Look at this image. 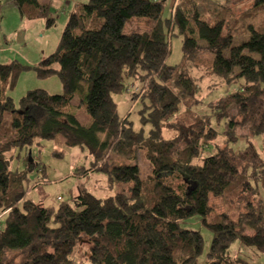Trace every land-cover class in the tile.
Segmentation results:
<instances>
[{"label": "trees", "instance_id": "16d2710c", "mask_svg": "<svg viewBox=\"0 0 264 264\" xmlns=\"http://www.w3.org/2000/svg\"><path fill=\"white\" fill-rule=\"evenodd\" d=\"M12 1L22 18L54 23L49 0ZM175 1L164 20L168 31L162 18L166 0L77 5L55 52L34 67L39 77L57 75L61 94L28 90L16 107L8 93L20 67L0 63V264H202L204 238L199 229L184 226L190 218L215 237L233 236L264 255V161L253 144L264 133V30L249 24V39L234 45L229 24L215 19L231 0ZM251 2V10L264 9V0ZM134 7L153 20L149 30H126ZM173 23L188 30L186 58H195L198 34L213 55L211 72L226 76L238 68L255 81L202 105L186 69L167 62ZM131 82L139 85L132 95L141 104L138 130L128 117H119L112 96ZM81 107L88 120L78 118ZM57 133L67 146L86 145L94 154L93 167L79 174L105 171L109 187L118 191L96 198L79 189L57 205L47 204L44 192V200L26 198L27 174L38 164L27 161L29 147L36 137ZM240 139L246 146L234 150ZM139 155L151 168L145 175ZM22 162L24 168L18 167ZM47 182L37 180L32 187ZM212 197L226 198L237 215L217 213ZM204 264L253 263L213 248Z\"/></svg>", "mask_w": 264, "mask_h": 264}, {"label": "rangeland", "instance_id": "374dc122", "mask_svg": "<svg viewBox=\"0 0 264 264\" xmlns=\"http://www.w3.org/2000/svg\"><path fill=\"white\" fill-rule=\"evenodd\" d=\"M87 1L49 0L50 16L54 17V23L50 26L46 24L45 18H22L12 0L4 2L0 10V63L10 64L14 62L20 67L14 87L8 93L16 107L19 106L20 99L28 90L42 89L52 95L63 92L62 82L57 75H51L46 78L39 77L34 67L40 65L55 52L69 14L77 5ZM197 1L217 4L225 3V0ZM237 1L239 2L237 3ZM251 3V0H231L228 8H221V13L216 14L215 19H225L226 23L229 24V28H231L229 32L233 36L234 45L242 44L249 39L247 28L249 24L259 26L261 27L260 30H264V9L258 10L255 8V11L251 10ZM175 4V0H166L164 4L162 18L166 31H168L167 24L169 22L164 20L170 17L171 8L175 7ZM132 9L133 17L126 24V30H149L152 23H154L153 20L145 16L138 8L134 7ZM212 17L214 16L204 15L202 19L212 24L214 22ZM172 27L170 52L167 56V62L171 65L183 66L186 69L195 85L198 86L197 97L202 101V105L217 100L245 84L246 81H255V78L247 76L245 71L238 68L226 76L211 72L209 68L212 67L213 55L208 49L206 40L199 37L198 34H193V37L195 36L197 40L195 58H186L183 51V40L188 30L177 23H173ZM137 86L139 87V85L135 84L134 89L130 91L124 89L120 93L112 94L119 117H128L132 121L135 130L140 129L142 126L139 114L141 104L132 102L133 91H137ZM138 98L136 101H138ZM79 100V96L76 95L72 104L77 106ZM76 114L81 120L84 118L86 120L89 119L83 107L78 108ZM8 117L9 114L5 113V118ZM225 121L224 119L220 120L219 126L221 130L224 129ZM145 128L147 132V125H145ZM253 144L264 161V133L253 138ZM245 146L246 141L240 139L239 143L233 146V149H243ZM29 149L32 159L27 156V161L31 159V161L38 164H34L27 174L25 184L26 198L38 201L46 193L47 199L45 202L57 205L61 200L69 201L71 197L79 195V189L86 190L96 198H105L118 191L116 185L115 188L109 187V180L105 171L97 169L86 174L78 173V171L93 167L94 154L86 145L67 146L61 133H57L53 138L38 136L34 139ZM136 161L140 165L143 175L150 171L149 164L145 162L142 156L139 155ZM12 167H15V164ZM18 167L24 168V163H19ZM43 175H46V177ZM41 179L48 182L45 183L43 188H33L32 184ZM125 185L127 186V184ZM126 186L120 187V190ZM226 200L224 197H212L211 204L217 213L228 210L236 216L237 213L234 210H236L237 206L234 204L227 205ZM254 204L257 206L259 201L254 202ZM239 206H241L240 211L242 212L244 203L240 202ZM3 216L4 213H2ZM184 226L188 230L199 229L201 231L204 238L202 264L208 259L213 248L228 250L231 256H239L253 264H264V255H256L254 250L245 248L238 241H235L233 236L215 237L195 218L188 219Z\"/></svg>", "mask_w": 264, "mask_h": 264}, {"label": "bare ground", "instance_id": "6f19581e", "mask_svg": "<svg viewBox=\"0 0 264 264\" xmlns=\"http://www.w3.org/2000/svg\"><path fill=\"white\" fill-rule=\"evenodd\" d=\"M131 19H132V18H131ZM131 19H130L128 22H130ZM135 84H136V83H133V82L129 83V84H128V88H127V90H128V91H130L131 89L133 90ZM133 92H134V91H133Z\"/></svg>", "mask_w": 264, "mask_h": 264}, {"label": "built area", "instance_id": "2783aa9c", "mask_svg": "<svg viewBox=\"0 0 264 264\" xmlns=\"http://www.w3.org/2000/svg\"><path fill=\"white\" fill-rule=\"evenodd\" d=\"M1 219H2V214H0V229L2 228Z\"/></svg>", "mask_w": 264, "mask_h": 264}, {"label": "water", "instance_id": "95a60500", "mask_svg": "<svg viewBox=\"0 0 264 264\" xmlns=\"http://www.w3.org/2000/svg\"><path fill=\"white\" fill-rule=\"evenodd\" d=\"M30 153H31V151H29V158H30ZM31 160V159H30Z\"/></svg>", "mask_w": 264, "mask_h": 264}, {"label": "crops", "instance_id": "0c3cea01", "mask_svg": "<svg viewBox=\"0 0 264 264\" xmlns=\"http://www.w3.org/2000/svg\"><path fill=\"white\" fill-rule=\"evenodd\" d=\"M72 11H73V10H72ZM72 11H71V12H72Z\"/></svg>", "mask_w": 264, "mask_h": 264}]
</instances>
